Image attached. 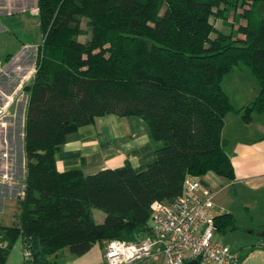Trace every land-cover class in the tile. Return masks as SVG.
Returning <instances> with one entry per match:
<instances>
[{"label": "trees", "instance_id": "obj_1", "mask_svg": "<svg viewBox=\"0 0 264 264\" xmlns=\"http://www.w3.org/2000/svg\"><path fill=\"white\" fill-rule=\"evenodd\" d=\"M263 2L35 0L42 39L23 87L24 187L15 220L0 224V264L17 239L30 253L23 264H49L63 249L81 256L113 239L142 241L152 235L151 203L173 204L187 175L211 171L232 180L225 116L236 112L249 123L252 114L264 113ZM230 11L224 33L213 20ZM83 20L90 36L80 41ZM239 63L259 92L234 108L222 80ZM105 114L140 119L155 159L139 172L127 160L92 174L60 171L56 155L67 135ZM95 209L104 213L101 222ZM214 222L220 237L239 228L229 212Z\"/></svg>", "mask_w": 264, "mask_h": 264}, {"label": "crops", "instance_id": "obj_2", "mask_svg": "<svg viewBox=\"0 0 264 264\" xmlns=\"http://www.w3.org/2000/svg\"><path fill=\"white\" fill-rule=\"evenodd\" d=\"M22 2L23 0H0V13L6 11V14H11L21 7ZM34 4L36 8L35 0ZM39 43L19 41L12 52L6 56L0 54V105L7 95L15 92V99L0 123V184L6 186V195L15 198L22 193L24 179L20 182V176L22 178V174H25L22 136L28 93L23 87L32 79L35 52ZM258 91L257 88L253 98ZM251 99L238 106L232 105L240 108ZM21 104L24 108L23 120L18 118ZM260 114H253L249 123L243 122L241 115L236 112L225 116L222 137L228 140L226 151L233 165L234 178L222 179L211 171L202 176L214 191L215 205L232 213L236 221L238 213L245 216L249 222L246 230L258 237L257 242L245 244V249L238 248L240 250L237 251L242 256L238 264H264V122L256 123V119L260 118L256 116ZM154 159V146L144 123L135 116L115 114L98 116L91 124L69 133L56 155L60 171L81 169L84 174L122 166L125 160L139 172ZM4 174L8 180L2 179ZM13 205L11 222L0 224H11L15 220L19 202H13ZM217 237L222 240L219 235ZM24 260L22 241L17 239L3 264H23ZM162 260V255L158 254L135 264H162ZM49 264H107L104 245L95 244L81 256L71 255L67 249H63L49 257Z\"/></svg>", "mask_w": 264, "mask_h": 264}, {"label": "built area", "instance_id": "obj_3", "mask_svg": "<svg viewBox=\"0 0 264 264\" xmlns=\"http://www.w3.org/2000/svg\"><path fill=\"white\" fill-rule=\"evenodd\" d=\"M15 99V92L0 105V123ZM8 180L7 175L2 176ZM22 194V193H21ZM226 212L214 202V191L202 177L187 175L182 193L173 204L151 203L148 227L152 235L139 242L109 240L104 244L107 264H135L162 255V264H233L236 249L217 237L214 219ZM25 259L30 253L23 249Z\"/></svg>", "mask_w": 264, "mask_h": 264}, {"label": "rangeland", "instance_id": "obj_4", "mask_svg": "<svg viewBox=\"0 0 264 264\" xmlns=\"http://www.w3.org/2000/svg\"><path fill=\"white\" fill-rule=\"evenodd\" d=\"M240 11L241 7L238 6L236 8V12L239 13ZM259 14L262 18H264V2L260 4ZM232 17L233 12L230 11L228 13V17L225 20L214 19L213 22L216 28H218L220 31L228 33L230 31L229 23L232 22ZM239 22L244 23L245 20L240 18ZM232 27L235 29L237 27V23H233ZM81 28L84 32L79 36V40L85 41L90 36V30L85 25V20L81 22ZM239 37H242V34H239ZM19 41L35 43H39L41 41V33L38 27V16L34 0H23L21 7L13 11L11 14H6V11L0 13V54L6 56L9 52H12V50L16 48L17 42ZM222 88L230 96L231 103L234 106H238L242 102L247 101L249 98H253V96L256 94L257 88L259 90V84L257 79L251 74L250 70H248V68L243 63H239L233 68L231 72L224 76L222 80ZM253 99H251V101ZM256 117H260L256 119V123H258V121L264 122V113ZM18 118L19 120L21 118L23 120L24 118V108L22 104L19 107ZM19 160H21L20 154ZM24 178L25 174H22V178L20 176V182H23ZM5 189L6 186L0 184V222L9 223L11 222L12 218L10 212L13 210L12 208H14L13 202H19L20 196L16 195L17 197L15 198L13 196L6 195V192H4ZM94 213L96 221L101 222L102 215H104V213L98 209H95ZM237 218L238 219L236 223L238 224L239 228L234 231H229L222 237V240L225 244L235 248L236 250L238 248L245 249V244L248 245L258 241V237L246 230V227L249 223L247 218L240 213L237 214Z\"/></svg>", "mask_w": 264, "mask_h": 264}, {"label": "water", "instance_id": "obj_5", "mask_svg": "<svg viewBox=\"0 0 264 264\" xmlns=\"http://www.w3.org/2000/svg\"><path fill=\"white\" fill-rule=\"evenodd\" d=\"M187 264H197L196 260H190L187 262Z\"/></svg>", "mask_w": 264, "mask_h": 264}]
</instances>
